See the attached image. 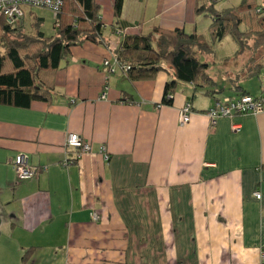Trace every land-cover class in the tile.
I'll list each match as a JSON object with an SVG mask.
<instances>
[{
    "label": "crops",
    "instance_id": "obj_1",
    "mask_svg": "<svg viewBox=\"0 0 264 264\" xmlns=\"http://www.w3.org/2000/svg\"><path fill=\"white\" fill-rule=\"evenodd\" d=\"M95 1L101 41L70 49L47 78L49 102L0 105V264H264V73L256 84H235L262 99V111L211 126L205 112L242 94L233 80L220 84L207 73L214 85L179 83L164 105L172 70L131 81L102 66L123 37L154 28L212 44L211 20L196 7L220 11L242 0H123L118 20L114 0ZM229 39L198 56L211 57ZM186 103L192 114L180 126ZM69 134L90 152L74 160ZM19 156L36 171L30 180L17 178Z\"/></svg>",
    "mask_w": 264,
    "mask_h": 264
},
{
    "label": "trees",
    "instance_id": "obj_2",
    "mask_svg": "<svg viewBox=\"0 0 264 264\" xmlns=\"http://www.w3.org/2000/svg\"><path fill=\"white\" fill-rule=\"evenodd\" d=\"M122 3L123 0L113 2L116 20ZM100 10L95 0H63L56 15V33L49 38L39 31L42 19L37 18L32 33H26L23 20L9 24L0 17V105L27 109L34 101L49 102L53 83L47 78L67 59L70 49L86 41H101L104 24ZM195 13L211 20L212 44L226 37L236 43L238 49L232 60L246 56L247 50L254 55L251 60L258 58L259 48L264 46V0H242L238 6L220 11L212 3L198 5ZM249 35H252V46L247 44ZM212 44L205 43L195 33L154 28L147 35L123 37L115 54L130 65L126 78L131 81L150 80L160 71L172 70L174 80L165 84L162 97V104L171 105L179 83L198 88L214 85L206 72L208 64L198 56V53L209 54ZM244 65L239 74L241 78H258L261 66L248 62ZM234 86L235 92L241 90V95H249L240 86Z\"/></svg>",
    "mask_w": 264,
    "mask_h": 264
},
{
    "label": "built area",
    "instance_id": "obj_3",
    "mask_svg": "<svg viewBox=\"0 0 264 264\" xmlns=\"http://www.w3.org/2000/svg\"><path fill=\"white\" fill-rule=\"evenodd\" d=\"M63 0H0V17L6 19L9 24H17L24 18L23 8L46 9L55 14L60 12ZM56 26V21L54 27ZM120 35V33H117ZM102 66L106 69L108 76L121 75L127 76L130 71V65L126 62L120 61L116 56L104 59ZM159 107V106H157ZM262 111V99L254 98L250 95H241L234 98H226L216 101L212 108L205 112L210 125L214 126L218 119L228 118L231 119L236 115L252 114L257 115ZM192 108L189 103H186L179 112L178 124L180 126L186 125L190 121ZM237 131V127H233ZM65 148L73 150L74 160H78L86 153L90 152V145L84 139L74 134H69L65 142ZM100 153L104 160H108L106 150L101 148ZM70 162L64 163L67 165ZM14 168L16 170L17 178L19 181L30 180L35 176L36 171L27 166V159L25 156H19L16 159ZM256 199H260L259 192L254 193ZM91 220L96 222L99 217L95 212L90 214ZM264 258V253L261 254Z\"/></svg>",
    "mask_w": 264,
    "mask_h": 264
},
{
    "label": "rangeland",
    "instance_id": "obj_4",
    "mask_svg": "<svg viewBox=\"0 0 264 264\" xmlns=\"http://www.w3.org/2000/svg\"><path fill=\"white\" fill-rule=\"evenodd\" d=\"M24 11V18H23V26L24 29L26 31V33H32L33 31V24L35 22V20L37 18L42 19V23L39 26V31H41L46 37H52L55 35L56 30L54 27L55 21H56V16L54 13H52L49 10L46 9H29V8H23ZM248 37H250V39L248 40V45L252 46L253 45V40H252V35H249ZM201 38V37H200ZM202 41H204L203 38H201ZM232 46L231 48L229 47ZM237 45L235 42H231L230 39L228 41H225V43H223L222 47H215V52L214 55L212 54L211 57H206L205 56L202 58L199 56V58L201 59V61L206 60L208 63H210V68L209 71H207V73L213 77V76H217L218 77V82H220V84L222 82H226V83H230L231 80V84L235 85L237 82L238 85H243V84H247L248 86H250L251 84H256L258 82L257 79H253V78H247V79H243L241 78L242 76H239V74L241 73V70L243 68V66H245L244 64L246 62L250 63L251 65H259L262 68L261 74L264 73V46L259 48V55L258 58L251 60V57H254V55L252 56L249 52V50H247V54H245L246 56H241L239 57V59L231 60L229 61L230 63H228V61L223 62V58H230L231 56H233L234 52L237 51ZM256 54V53H254ZM262 55V56H260ZM210 61H214V63L211 64ZM237 68V71L235 76L230 78V80L225 81L227 78L224 74V72L227 71H231L232 68ZM250 82V83H249ZM234 83V84H233ZM225 84V83H224Z\"/></svg>",
    "mask_w": 264,
    "mask_h": 264
}]
</instances>
